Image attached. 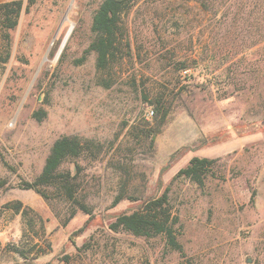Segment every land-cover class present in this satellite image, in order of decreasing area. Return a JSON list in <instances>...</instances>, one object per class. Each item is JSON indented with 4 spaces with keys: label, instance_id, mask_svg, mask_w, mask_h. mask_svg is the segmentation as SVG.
<instances>
[{
    "label": "rangeland",
    "instance_id": "obj_1",
    "mask_svg": "<svg viewBox=\"0 0 264 264\" xmlns=\"http://www.w3.org/2000/svg\"><path fill=\"white\" fill-rule=\"evenodd\" d=\"M102 1L23 0L0 23V264H264V0H138L97 71L80 60ZM61 136L92 142L61 166L90 213L19 185ZM192 157L214 160L202 184L175 176ZM165 190L182 253L110 227Z\"/></svg>",
    "mask_w": 264,
    "mask_h": 264
},
{
    "label": "trees",
    "instance_id": "obj_2",
    "mask_svg": "<svg viewBox=\"0 0 264 264\" xmlns=\"http://www.w3.org/2000/svg\"><path fill=\"white\" fill-rule=\"evenodd\" d=\"M138 0H103L96 9L91 29L94 33L93 40L83 51L82 61L86 54L95 53V66L97 71L109 70L118 59V52L122 48L123 16ZM23 6V0H12L0 3V23L5 29H12L17 23V17ZM186 68V67H184ZM101 83V82H100ZM112 79L105 80L102 85L109 87ZM155 132H159L168 114V108L159 99L155 102ZM46 116V111L38 109L32 113V117L41 121ZM91 141H82L77 136H61L53 141L45 158L40 173L32 180H21L20 186L30 189L43 198H47V188H53L60 196L74 202L85 213H90L85 204L76 200L75 176L69 170L61 169L68 160L83 155L86 148H90ZM213 159L192 157L188 164L179 169L176 177L189 178L197 184H202L206 174L211 170ZM4 182L0 181V186ZM119 197L115 201H118ZM21 204L17 202L13 206L16 212H20ZM26 213L25 210L22 213ZM178 217L169 205L167 190L156 198L146 200L142 206L130 213H123L116 217L110 224L113 230L123 229L135 236L154 237L162 235L166 245L172 250L182 253V246L178 241L176 225Z\"/></svg>",
    "mask_w": 264,
    "mask_h": 264
},
{
    "label": "water",
    "instance_id": "obj_3",
    "mask_svg": "<svg viewBox=\"0 0 264 264\" xmlns=\"http://www.w3.org/2000/svg\"><path fill=\"white\" fill-rule=\"evenodd\" d=\"M68 36H69V32H68V34L66 35V37L64 38V40L62 41V44H61L60 49H59V51H58V55L61 53V51H62V49H63V47H64V45H65V43H66V40H67ZM45 60H46V57H44L43 61H45Z\"/></svg>",
    "mask_w": 264,
    "mask_h": 264
},
{
    "label": "crops",
    "instance_id": "obj_4",
    "mask_svg": "<svg viewBox=\"0 0 264 264\" xmlns=\"http://www.w3.org/2000/svg\"><path fill=\"white\" fill-rule=\"evenodd\" d=\"M9 1H12V0H0V3L9 2Z\"/></svg>",
    "mask_w": 264,
    "mask_h": 264
},
{
    "label": "built area",
    "instance_id": "obj_5",
    "mask_svg": "<svg viewBox=\"0 0 264 264\" xmlns=\"http://www.w3.org/2000/svg\"><path fill=\"white\" fill-rule=\"evenodd\" d=\"M150 114H152V111L150 112Z\"/></svg>",
    "mask_w": 264,
    "mask_h": 264
}]
</instances>
